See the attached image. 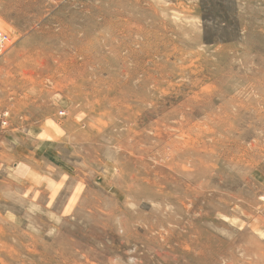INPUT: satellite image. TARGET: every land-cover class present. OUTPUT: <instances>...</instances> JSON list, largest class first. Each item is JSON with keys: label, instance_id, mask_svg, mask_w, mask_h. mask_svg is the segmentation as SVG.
<instances>
[{"label": "rangeland", "instance_id": "374dc122", "mask_svg": "<svg viewBox=\"0 0 264 264\" xmlns=\"http://www.w3.org/2000/svg\"><path fill=\"white\" fill-rule=\"evenodd\" d=\"M0 264H264V0H0Z\"/></svg>", "mask_w": 264, "mask_h": 264}, {"label": "built area", "instance_id": "2783aa9c", "mask_svg": "<svg viewBox=\"0 0 264 264\" xmlns=\"http://www.w3.org/2000/svg\"><path fill=\"white\" fill-rule=\"evenodd\" d=\"M3 43H4V37H3V35L0 32V51L2 49Z\"/></svg>", "mask_w": 264, "mask_h": 264}]
</instances>
